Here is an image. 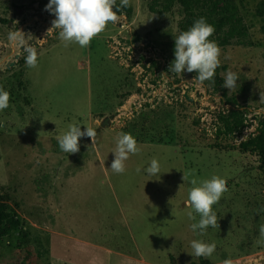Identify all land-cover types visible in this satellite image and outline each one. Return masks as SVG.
Wrapping results in <instances>:
<instances>
[{
    "label": "rangeland",
    "instance_id": "1",
    "mask_svg": "<svg viewBox=\"0 0 264 264\" xmlns=\"http://www.w3.org/2000/svg\"><path fill=\"white\" fill-rule=\"evenodd\" d=\"M151 1L130 0L116 29L81 47L47 37L50 0H0L10 20L0 21V86L10 92L0 111V204L22 222L8 234L0 223V264H264L262 154L212 139L230 107L248 112L246 139L264 129V0H235L252 43L221 48L214 82L203 84L192 82L196 72H169L183 6L159 15ZM13 30L23 43L9 39ZM27 47L36 48L35 68L25 65ZM229 68L239 77L231 92L223 87ZM73 122L97 135L69 154L56 137ZM120 132L140 151L117 174L110 167ZM153 158L160 172L149 176ZM213 175L227 191L212 206L216 227L201 236L190 227L200 216L187 215L190 180ZM194 239L215 242L212 256H192Z\"/></svg>",
    "mask_w": 264,
    "mask_h": 264
},
{
    "label": "clouds",
    "instance_id": "2",
    "mask_svg": "<svg viewBox=\"0 0 264 264\" xmlns=\"http://www.w3.org/2000/svg\"><path fill=\"white\" fill-rule=\"evenodd\" d=\"M130 5V0H120L119 7L116 0H50L46 5V10L50 11L55 19L48 32L52 34L59 30V38L65 46L71 43H78L81 47L90 44L92 38L101 33L109 22L115 23L118 19L117 12ZM115 9V10H114ZM214 26L207 22L206 18H198L193 25L178 36H175V59L169 67V72L181 74L196 72L197 75L192 82L203 84L205 81L212 80L216 69L220 66V56L222 49L210 37L213 35ZM22 31L13 30L9 33V39L23 43ZM25 65L28 68L37 66L38 54L35 47H27ZM164 73V75H166ZM238 74L231 68L223 74V87L234 90L237 85ZM264 99V95H261ZM10 92L0 86V111L9 107ZM87 126V125H86ZM96 130L90 126L86 130H81V124L76 122L68 126V130L59 134L56 139L59 148L65 153H77L80 150V139L90 137L95 142ZM140 151L136 138L130 132H120L116 138V146L113 150L114 160L110 169L117 174L125 172V162L130 154L134 155ZM139 173L141 168H137ZM149 176L158 175L160 164L153 158L150 165L144 169ZM183 179L186 181L187 174L184 173ZM192 187L188 194L189 207L192 209L187 213L189 219L196 220V215L200 216L197 223L190 225L193 231L200 230L199 234H205L209 226L216 227L217 215L213 211V205L218 203L224 192L227 191L226 179L219 175H213L210 179L198 182L196 178L190 180ZM183 185V184H182ZM181 185V186H182ZM259 237L264 240V225L259 228ZM192 253L194 257L205 259L212 256L216 249L215 242L206 243L203 240L194 239L191 241ZM222 264H233L231 259L222 261Z\"/></svg>",
    "mask_w": 264,
    "mask_h": 264
},
{
    "label": "trees",
    "instance_id": "3",
    "mask_svg": "<svg viewBox=\"0 0 264 264\" xmlns=\"http://www.w3.org/2000/svg\"><path fill=\"white\" fill-rule=\"evenodd\" d=\"M176 2H179L185 10V16L179 22L181 32L188 30L198 18L204 17L214 26L215 31L210 39L217 42L220 48L231 44L252 43L249 26L235 0H152L149 9L159 15H165L171 11ZM261 9L264 13V3ZM0 21L8 23L10 20L0 15ZM219 119L221 123L216 126V134L224 131L237 132L250 124L248 112L240 107L225 109L219 115ZM240 147L257 150L264 159V129L255 137L243 140ZM0 223L5 226L8 234L18 229L22 222L15 209L0 204Z\"/></svg>",
    "mask_w": 264,
    "mask_h": 264
},
{
    "label": "bare ground",
    "instance_id": "4",
    "mask_svg": "<svg viewBox=\"0 0 264 264\" xmlns=\"http://www.w3.org/2000/svg\"><path fill=\"white\" fill-rule=\"evenodd\" d=\"M117 26L112 27L111 28V22H109L106 27H105V31L109 30V29H116L118 27V21L115 22ZM51 28V27H50ZM58 29L56 31H54L52 34H50L47 30V37L48 38H59V33H58ZM103 44L106 46V48L111 49L114 48L115 45L112 42V40L110 39H104L103 40ZM248 137L247 131L245 129H241L237 132H223L222 134H220L219 136H215V139L217 141H223L224 143L231 145L233 143H237V142H241L243 140H245ZM261 225H264V222H262ZM261 243L264 244V240L260 239Z\"/></svg>",
    "mask_w": 264,
    "mask_h": 264
},
{
    "label": "water",
    "instance_id": "5",
    "mask_svg": "<svg viewBox=\"0 0 264 264\" xmlns=\"http://www.w3.org/2000/svg\"><path fill=\"white\" fill-rule=\"evenodd\" d=\"M111 25H115V26H117L116 23H113V22H111ZM109 123H110L109 118L106 117V118L103 120V124H109ZM212 139H215V135L212 136ZM221 142H223V141H221Z\"/></svg>",
    "mask_w": 264,
    "mask_h": 264
}]
</instances>
